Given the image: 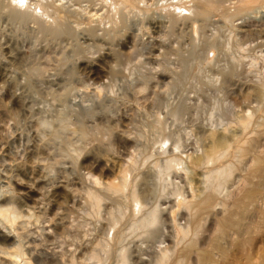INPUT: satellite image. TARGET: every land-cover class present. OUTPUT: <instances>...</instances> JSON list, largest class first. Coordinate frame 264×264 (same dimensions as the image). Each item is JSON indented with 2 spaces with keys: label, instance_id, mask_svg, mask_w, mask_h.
<instances>
[{
  "label": "rangeland",
  "instance_id": "374dc122",
  "mask_svg": "<svg viewBox=\"0 0 264 264\" xmlns=\"http://www.w3.org/2000/svg\"><path fill=\"white\" fill-rule=\"evenodd\" d=\"M157 1L124 8L114 22L103 24L98 20L107 8L101 0H55L63 18L53 27L0 0L2 92L14 93L20 102L9 126L18 154L25 157L31 146L41 147L48 185L66 176L79 198L93 185L83 179L86 171L107 181L131 153L145 159L136 188L146 206L161 205L160 221L147 236L124 229L128 264H153L159 248L173 244L171 183L190 193L187 159L182 157L181 170L167 176L157 173L154 162L173 153L175 144L179 154L201 153L207 134L238 110L235 96L252 74L247 72L251 57L264 53V38L254 32L264 28L263 6L226 14L234 0H225L222 10L202 7L198 14L177 18L155 6ZM235 58L240 59L236 65ZM98 65L103 66L101 80ZM98 81L97 94L91 87ZM159 138L166 140L164 152L154 150ZM103 197L98 215L73 214L76 222L84 221L90 241L106 235L108 211L116 203L107 192ZM175 218L185 224L187 211L180 208ZM30 220L44 231L41 218ZM53 246L68 247L66 242ZM250 251L256 255L257 244Z\"/></svg>",
  "mask_w": 264,
  "mask_h": 264
},
{
  "label": "bare ground",
  "instance_id": "6f19581e",
  "mask_svg": "<svg viewBox=\"0 0 264 264\" xmlns=\"http://www.w3.org/2000/svg\"><path fill=\"white\" fill-rule=\"evenodd\" d=\"M225 0H158L154 5L177 18L189 17L208 10H222ZM13 9H22L57 27L63 18L55 0H6ZM107 8L99 22H114L120 11L140 7L143 0H101ZM229 12L263 6L264 0H234ZM95 13L90 14L93 16ZM194 25V31H196ZM264 38V28L255 30ZM242 50L244 48H241ZM240 59L235 58L234 65ZM103 78V66L96 68ZM234 68L227 74H234ZM246 88L235 96L238 110L222 120L221 128L210 131L207 147L199 154L174 152L154 166L160 176L180 171L182 157L188 160L189 194L177 183L169 192L175 206L170 210L173 244L159 248L153 264H264V53L250 59ZM246 72V73H247ZM5 78L0 66V247L2 264H128V249L123 245L124 229L140 230L150 235L160 221L161 205L146 206L136 188L137 170L145 159L132 153L120 167L119 174L102 181L91 170L83 179L93 185L78 197L74 182L59 178L48 185L39 159L45 151L31 146L25 157L12 144L9 126L16 119L19 99L12 92H2ZM100 93L101 82L91 87ZM156 122L160 123L157 116ZM165 138L153 147L164 152ZM107 192L116 198L109 208L105 236L88 240L84 221H75L74 213L98 215ZM187 211V222L179 223L175 212ZM90 209V211H87ZM41 218L43 232L33 227L30 217ZM26 217V219H23ZM127 217L125 228L123 220ZM66 242L57 250L53 244ZM73 242L75 244H73ZM257 244V254L250 251ZM74 245V247H69Z\"/></svg>",
  "mask_w": 264,
  "mask_h": 264
}]
</instances>
